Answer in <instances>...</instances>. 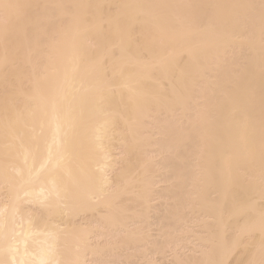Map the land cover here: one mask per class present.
I'll list each match as a JSON object with an SVG mask.
<instances>
[{"label": "bare ground", "instance_id": "bare-ground-1", "mask_svg": "<svg viewBox=\"0 0 264 264\" xmlns=\"http://www.w3.org/2000/svg\"><path fill=\"white\" fill-rule=\"evenodd\" d=\"M0 264H264V0H0Z\"/></svg>", "mask_w": 264, "mask_h": 264}]
</instances>
